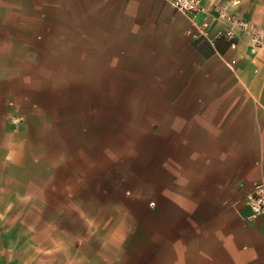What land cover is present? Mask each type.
Returning a JSON list of instances; mask_svg holds the SVG:
<instances>
[{
  "label": "crops",
  "instance_id": "crops-1",
  "mask_svg": "<svg viewBox=\"0 0 264 264\" xmlns=\"http://www.w3.org/2000/svg\"><path fill=\"white\" fill-rule=\"evenodd\" d=\"M201 8L0 0V264H264V48L206 37L264 0Z\"/></svg>",
  "mask_w": 264,
  "mask_h": 264
},
{
  "label": "built area",
  "instance_id": "built-area-1",
  "mask_svg": "<svg viewBox=\"0 0 264 264\" xmlns=\"http://www.w3.org/2000/svg\"><path fill=\"white\" fill-rule=\"evenodd\" d=\"M175 9L183 14L196 15L202 10V0H170ZM219 16L227 22V30H219L214 38L207 39L213 43L217 39L227 38L233 39L236 37V32L243 31L247 34L250 43V54L256 53L259 49L264 48V38L259 35L257 26L251 21L229 15L220 11ZM244 201L250 209V217L255 218L264 215V173L255 181L244 194Z\"/></svg>",
  "mask_w": 264,
  "mask_h": 264
},
{
  "label": "rangeland",
  "instance_id": "rangeland-1",
  "mask_svg": "<svg viewBox=\"0 0 264 264\" xmlns=\"http://www.w3.org/2000/svg\"><path fill=\"white\" fill-rule=\"evenodd\" d=\"M81 2H82V0H81ZM72 15H73V14H70V15H68V16H69V17H72ZM256 26H257V25H256ZM257 30H258V33H259V35H260V32H259L258 27H257ZM18 121H19V120L16 119V122H17V123H18Z\"/></svg>",
  "mask_w": 264,
  "mask_h": 264
}]
</instances>
